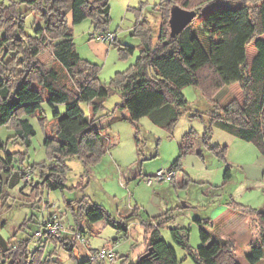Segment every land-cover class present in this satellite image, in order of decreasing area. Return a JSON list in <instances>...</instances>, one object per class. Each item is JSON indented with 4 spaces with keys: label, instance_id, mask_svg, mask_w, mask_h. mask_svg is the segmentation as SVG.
Listing matches in <instances>:
<instances>
[{
    "label": "trees",
    "instance_id": "16d2710c",
    "mask_svg": "<svg viewBox=\"0 0 264 264\" xmlns=\"http://www.w3.org/2000/svg\"><path fill=\"white\" fill-rule=\"evenodd\" d=\"M223 1L227 0H161L155 5L156 15L162 18L156 34L148 21L136 26L135 32L140 36L139 55L127 70L117 72L110 84L121 93L122 101L116 109L127 111L126 119L134 126L137 148L140 143L137 122L142 116H149L154 124L172 131L188 103L182 93L184 86L197 87L202 96L210 100L213 91H221L239 82L242 103L231 97L215 106L218 113L211 114L204 123L203 143L212 154L224 158L225 146L208 143L210 126L216 123L222 130L252 142L264 156V0H236L235 7H226L224 11L235 24L236 31L231 37L217 41L213 50L211 36L201 26L191 24L192 21L179 34L169 35L168 16L172 5L194 9L198 14L208 4ZM21 4L40 17L41 25L38 24L32 34H25L22 12L18 10L20 4L0 1V126L12 124L15 134L9 142L28 145L35 131L29 120L19 118V114L37 112L43 101L52 107L56 104L64 106L63 112L53 111L55 131L44 140L48 154L56 165H51L47 172L40 175V184L46 182L51 188L62 189L66 179V160L76 157L85 166H90L112 145L102 133V118L114 112L97 117L103 108L102 100L109 95L110 89L97 81L99 67L82 59L76 52L68 25L69 18L72 23H78L89 16L95 29L104 30L109 21V4L108 0H21ZM251 42L256 53L248 64L247 46ZM48 46L73 87L62 81L57 69L46 68L40 61V53ZM133 49L125 45L119 53L121 57H126ZM16 66L24 69V73L17 77L13 74ZM206 69L208 73H204ZM12 75L13 78H10ZM25 83H30L33 91L30 99H21L18 95ZM81 101L90 107L88 114L82 111ZM7 144L0 139V173L4 175L2 180L0 178V212L8 199L3 187H14L19 180H25L27 172L25 167L18 166V162L23 163L25 152H10ZM183 148V145L179 147L180 152ZM180 158L181 153L169 165L177 173L181 169ZM30 169L33 171L32 167ZM230 174L231 166L226 164L223 178L228 179ZM74 202L78 203L71 211L75 225L81 219L88 223L104 220L125 234L126 222L132 215L115 220L100 205L87 206L81 200ZM235 206L249 217L255 213L258 234L249 244V252L245 256L247 263L264 264V209ZM167 219L161 213L146 222L148 237L145 251L148 248L150 251L143 257L140 256L145 251L141 253L134 264H179L176 250L160 233V227ZM198 222L211 225L201 219ZM3 223L5 221L1 226L5 225ZM40 223L37 222L36 227ZM169 234L173 245L182 249L194 264H239L232 255L234 242L212 235L203 227H200L201 244L196 248L189 244L187 228L172 227ZM28 236L34 238V232ZM29 237L11 243L13 240L0 234V264H46L41 244L32 251L28 249ZM46 238L58 241L61 237ZM73 244L75 242L70 244V248ZM89 263L103 264L98 260Z\"/></svg>",
    "mask_w": 264,
    "mask_h": 264
},
{
    "label": "rangeland",
    "instance_id": "374dc122",
    "mask_svg": "<svg viewBox=\"0 0 264 264\" xmlns=\"http://www.w3.org/2000/svg\"><path fill=\"white\" fill-rule=\"evenodd\" d=\"M0 1L20 4L19 8L24 10L21 11L23 32L32 34L38 24L34 23L33 14L26 5L21 4V0ZM160 1L108 0L109 21L104 30L95 29L89 16L78 23H72L70 19L68 21L76 52L82 59L99 67L97 81L110 89L109 95L102 100L103 108L97 117L114 112L111 116L102 118V133L112 145L101 154L100 160L85 166L80 159L69 158L65 162L67 171L64 187L51 188L46 182L40 184L41 173L47 172L51 165H56L48 154L44 140L55 131L53 111L63 112L64 106L56 104L52 107L43 101L37 112L19 114V118L29 120L35 131L28 145L9 142L15 134L12 124L0 126V139L8 143L7 150L25 152L23 163L18 162V166L25 167L30 172L29 181L21 179L14 187H3L4 195L8 199L0 212V234L3 238L13 240L11 243H16L23 237L28 238L37 229L36 223L45 220L50 213L57 216L67 227L66 233H70L73 227L67 223L66 216L72 222L73 218L67 204L76 205L78 203L74 201L77 200L85 205L89 202L100 204L115 220L131 211L138 212L134 219L126 222L127 234L106 224L104 220L93 224L91 231L83 223L85 241L75 242L72 248L65 239L67 237H61L58 241L46 237L41 240L29 237L28 249L32 251L41 244L46 264H91L87 261L88 255L104 246H112L116 252V260L111 264H134L147 246L144 233L147 215L161 213L168 219L160 228V233L176 250L179 264L194 262L182 249L173 245L169 236V228L172 227L187 228L189 244L193 248L201 244L200 227L207 229L212 235L232 240L235 244L233 257L239 264H248L245 256L249 252L250 242L258 234L255 213H251L249 217L240 212L235 204L257 210L264 209V156L252 142L222 130L216 123L210 126L208 143L225 146L224 158L212 154L203 143L204 123L211 114L218 113L215 106L225 103L231 97L239 104L242 103L240 84H230L221 91L211 92L213 94L209 97L210 100H206L197 87L184 86L182 93L188 103L172 131L154 124L149 116H142L137 122L140 140L138 148L134 139V126L126 119L127 111L116 109L122 96L119 90L111 86L110 80L117 72H123L134 64L139 55L140 36L135 32L136 26L148 21L156 34L162 18L156 15L155 5ZM236 5V0L208 4L198 12L191 24L199 27L203 23L209 26L207 30L201 27L205 33L212 32V40L217 42L222 34L229 33V23L224 21L225 16L235 26L223 10ZM109 32L116 35L114 42L99 38V35ZM125 45L134 49L131 54L121 57L119 49ZM39 59L46 68L57 69L62 75V81L73 87L64 69L52 55L50 46L40 53ZM247 63H250L249 55ZM208 72L207 69L204 70V73ZM23 73L22 66L14 67L15 77ZM22 91H25V87ZM79 104L82 111L88 114V104L84 101ZM182 145L186 148H183L184 152L179 149ZM180 153L185 183H147V176L158 168L169 167ZM226 164L231 166L228 179L223 178ZM31 167L33 171L28 170ZM0 178H4L2 173ZM179 178L180 175L176 176L175 181H179ZM37 183L38 186L34 185ZM198 219L211 225L204 222L199 224ZM3 221L5 225L1 226ZM141 244L144 246L142 251Z\"/></svg>",
    "mask_w": 264,
    "mask_h": 264
},
{
    "label": "built area",
    "instance_id": "2783aa9c",
    "mask_svg": "<svg viewBox=\"0 0 264 264\" xmlns=\"http://www.w3.org/2000/svg\"><path fill=\"white\" fill-rule=\"evenodd\" d=\"M99 38L112 42L115 39V36L112 33H105L103 35H99ZM176 174V170L171 167L160 168L150 176H147L145 180L148 184H152L154 182H170L175 178ZM29 179L30 172H26L25 181H29ZM63 232H68L67 227L60 221L57 216L49 215L40 223L37 229L34 230V237L37 239L47 236L57 237ZM70 233L75 240L80 242L85 241L83 234L78 229L72 228L70 229ZM116 257V252L114 251L112 246L101 247L88 255L89 262L98 260L103 262L104 264H111L116 260Z\"/></svg>",
    "mask_w": 264,
    "mask_h": 264
},
{
    "label": "crops",
    "instance_id": "0c3cea01",
    "mask_svg": "<svg viewBox=\"0 0 264 264\" xmlns=\"http://www.w3.org/2000/svg\"><path fill=\"white\" fill-rule=\"evenodd\" d=\"M224 2H226V1H224ZM219 4V3H218ZM20 7V5L18 6V10H19V12H21L22 10L19 8ZM27 7V6H26ZM28 8V7H27ZM26 10V9H25ZM24 11V10H23ZM22 11V12H23ZM223 12L225 13V11L223 10ZM223 13V14H224ZM31 14H33L32 16L34 17V23L35 24H41V19H40V17L39 16H37V15H35V13L34 12H32ZM226 14V13H225ZM225 14H224V16H225ZM69 17V16H68ZM70 20H71V18H69ZM225 22H228L229 23V33H227L226 35L224 34H222L221 35V38L220 39H218V41H220V40H224V39H227V38H229V37H231L233 34H234V32L236 31V26H234L233 24H231V22H229V20L227 19V17L225 16V20H224ZM201 26H203L204 28H205V30H207L208 28H209V26L207 27V26H205L203 23H201L200 24ZM211 30V29H210ZM109 33H112V32H109ZM211 37H212V39H213V36H212V32H207ZM114 36H115V39H116V35L114 34V33H112ZM91 37H92V35H91ZM262 37H264V36H262ZM103 40V39H102ZM102 42H106V41H102ZM111 43V42H110ZM215 44H216V42H214L213 41V43H212V50L214 49V46H215ZM253 50H252V49ZM249 49H251V51L249 50ZM255 53H256V48H255V46H254V44L253 43H251V44H249L248 46H247V56H246V60L248 59V55L250 56V61H251V59L253 58V56L255 55ZM235 83H239V82H234V83H232V85L233 84H235ZM240 84V83H239ZM25 87V91L23 92L22 91V89ZM22 93V94H21ZM28 93V94H27ZM31 94V95H30ZM33 91L31 90V86H30V83H25L24 85H23V87L20 89V91H19V93H18V95H19V97L21 98V99H23V98H28V99H30L33 95ZM89 107V106H88ZM89 110H90V107H89ZM115 143V142H114ZM182 152H184V150L182 151ZM171 164V163H170ZM158 169H160V168H158ZM158 169H156V170H158ZM180 175V180L179 181H175V179H176V176L178 177ZM176 176H175V178L172 180V181H170L169 183H174V184H180L182 181H184V173H182V168L178 171V173L176 174ZM81 198H83V197H81ZM87 204V203H86ZM90 204H97V205H100V204H98V203H90L89 202V204L88 205H90ZM68 205V208H70V210L72 211L73 209L75 210V208H76V206H77V204L76 205H74V203H72V204H67ZM73 205V206H72ZM87 205V206H88ZM101 206V205H100ZM103 207V206H102ZM127 213H128V211H127ZM51 214V213H50ZM49 214V215H50ZM72 214V213H71ZM48 215V216H49ZM128 215H132L128 220H131V219H134L135 218V215H138V212H134V211H131V212H129L128 214H126V215H123V216H119V219H121L122 217H125V216H128ZM69 216V215H68ZM152 216H155V215H152ZM151 215H147V217H146V220L144 221L145 222V224H146V222L149 220V219H151V217H152ZM72 218H73V216H72ZM45 219V218H44ZM66 220H67V223H69L70 225H72V227L74 228V227H76L79 231H81V233L83 234V233H85L83 230H82V224L83 223H85L86 225H87V227H88V230H92V225L93 224H95V223H97V222H94V223H88L87 221H85L84 219H81V221L78 223V225H75L74 224V222H72L71 221V218L69 217V218H67V216H66ZM127 220V221H128ZM100 221V220H99ZM105 222V221H104ZM106 223V222H105ZM153 223V225H156L155 223H154V221L152 222ZM144 224V225H145ZM160 228H162V227H160ZM127 229H128V227H127ZM127 231L128 230H126V232H125V234H127ZM144 233H145V240H147V237H148V234L145 232V228H144ZM161 235H162V237L165 239V237H164V235L161 233ZM169 236H170V234H169ZM217 236V235H216ZM60 237H62V238H64V237H67V238H65V239H67L68 240V242H70V244L71 243H73V242H77V240H73V236L71 235V233H66V232H63V233H61V235H60ZM171 238V237H170ZM165 241L167 242V240L165 239ZM168 243V242H167ZM171 245V244H170ZM143 244H141V246H140V251H142L143 250ZM90 250H92V249H90ZM91 252V251H90ZM177 253V252H176ZM139 256V255H138Z\"/></svg>",
    "mask_w": 264,
    "mask_h": 264
},
{
    "label": "water",
    "instance_id": "95a60500",
    "mask_svg": "<svg viewBox=\"0 0 264 264\" xmlns=\"http://www.w3.org/2000/svg\"><path fill=\"white\" fill-rule=\"evenodd\" d=\"M197 15L194 9H188L181 7L178 4H174L169 9L168 27L169 35L171 37L179 34L184 27H186ZM150 251L147 249L140 257L146 256Z\"/></svg>",
    "mask_w": 264,
    "mask_h": 264
}]
</instances>
